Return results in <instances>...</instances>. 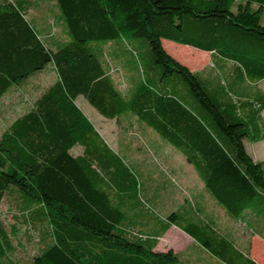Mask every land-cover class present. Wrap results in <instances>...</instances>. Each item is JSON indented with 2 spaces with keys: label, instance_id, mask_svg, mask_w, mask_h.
<instances>
[{
  "label": "trees",
  "instance_id": "obj_1",
  "mask_svg": "<svg viewBox=\"0 0 264 264\" xmlns=\"http://www.w3.org/2000/svg\"><path fill=\"white\" fill-rule=\"evenodd\" d=\"M54 2L66 41L41 37L28 17L36 0H0V101L49 67L55 76L0 134V204L12 200L14 218L39 228L43 245L14 261L0 218V264H186L154 251L170 226L203 250L201 264H257L248 252L252 236L264 241V162L244 141L264 138V0ZM162 40L208 53L212 67L191 72ZM79 97L177 150L231 225H244L243 241L197 212L182 222L176 212L153 216Z\"/></svg>",
  "mask_w": 264,
  "mask_h": 264
},
{
  "label": "rangeland",
  "instance_id": "obj_2",
  "mask_svg": "<svg viewBox=\"0 0 264 264\" xmlns=\"http://www.w3.org/2000/svg\"><path fill=\"white\" fill-rule=\"evenodd\" d=\"M36 2H38L37 7L28 13L30 19L36 20V23L31 21L35 28L38 30L37 25L41 26L46 30V33H51V37L58 40H68L64 27L57 22L58 20L56 21L58 10L54 0H36ZM261 22L264 25V14L261 16ZM38 32L41 31L38 30ZM161 42L168 55L193 73H205L212 67L209 54L206 52L167 40ZM54 77L52 69L47 68L0 101V134L10 121L27 110L43 88L54 80ZM117 80L120 83L119 89L123 91L125 87L121 82L122 79L118 77ZM259 86L264 90V81ZM75 103L103 141L133 170L140 185L141 197L153 216L163 221L168 215L176 212L180 216L179 222H182V219L192 211L197 212L201 216H209L214 219L216 224H219L220 229L233 236L239 243L243 241L242 233L246 231L244 225L240 223L231 225V220L224 209L212 200L189 164H185V162V166L182 165L185 176L179 170L172 171L170 162L181 164L182 160L185 161L177 150L161 140L148 128L145 129L146 133H142L132 119L123 122L122 127H118L114 121L106 120L97 114L82 97L77 98ZM262 118L264 120V111ZM129 123L131 127L125 131L123 128ZM154 140L159 141L160 145L162 144V150L158 152H170L178 155L182 160H177V156L172 157L171 155L169 162H165L164 159L155 156L154 153L157 151L150 149ZM244 146L254 161L264 162V138L257 143L244 141ZM80 151L79 147H75L71 153L78 154ZM155 194H158L159 197L155 198ZM15 215L13 201L4 199L0 204V218L11 232L10 239L14 247L12 259L17 262H25L36 255L43 246L39 240L41 230L27 225L22 220H16ZM171 228L178 229L175 226H171ZM186 237L189 239V243L192 242L188 235ZM163 238L165 239L162 240ZM163 238L158 240L159 243L155 252H165L171 249L179 254V258H183L186 254L195 255V248L189 247V243L182 245L170 235H164ZM251 241L252 243L257 241L255 235L252 236L250 244ZM248 254L257 263V258L254 259L252 252L249 251ZM256 255L264 264V249L257 251Z\"/></svg>",
  "mask_w": 264,
  "mask_h": 264
},
{
  "label": "crops",
  "instance_id": "obj_3",
  "mask_svg": "<svg viewBox=\"0 0 264 264\" xmlns=\"http://www.w3.org/2000/svg\"><path fill=\"white\" fill-rule=\"evenodd\" d=\"M33 21L35 22L36 20L34 19ZM37 28H38V30L41 31V32H39V34L41 35L42 38H45V37H47L48 35L51 34V33H45L46 30H44V28H42L41 26H38L37 25ZM9 94H7V95H9ZM150 146H151L150 149H153V150L157 151V153H154V155L157 156V157H160L161 159H164L165 162H169V159H170V156L171 155H172V157L177 156V160H182L176 154H173V153H170V152H167V153L158 152L159 150H162V148H161L162 144L160 145L159 141H157V140H154L151 143ZM80 153H81V151L78 154H73V155L76 156V155H79ZM181 162H182L181 164H177V163L175 164V163L170 162L171 168H172V171H174V170L181 171L184 174V176H185V172H183V170H182L183 169L182 165L185 166L184 163L186 161H183L182 160ZM185 164H188V163L186 162ZM157 197H159V195L158 194H155V198H157ZM225 233H227V232H225ZM164 235L165 236H168V235L172 236L178 243H182V245H185L186 243H189V239L186 237L187 235H185V233H183L180 229L171 228V226L167 229V231L164 233ZM164 235L160 239H162L164 237ZM255 237H256L257 241L255 243H252V241H251L249 251L252 252V255H253L254 259L257 258V264H262L260 262V259H258L260 257H257L256 254H257V251H259L260 249H264V244H263L264 241L259 236H257V235H255ZM164 239L165 238H163L162 240H164ZM158 243H159V241H158ZM158 243H157V245H158ZM157 245H156V247H157ZM188 245H189V247H194L195 248V251H194L195 252V255H187L186 254L185 256H183V258H180V260L183 261L186 264H201L202 262H204V259H203L204 252H203V250L201 248H199L193 242V240ZM156 247H155V249H156ZM155 249H154V251H155ZM169 250H171V249H169ZM174 253H176L178 255V257H179V254L177 252H174Z\"/></svg>",
  "mask_w": 264,
  "mask_h": 264
}]
</instances>
